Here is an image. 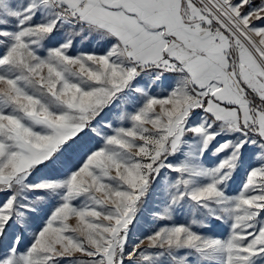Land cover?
<instances>
[{
	"label": "snow or ice",
	"instance_id": "snow-or-ice-1",
	"mask_svg": "<svg viewBox=\"0 0 264 264\" xmlns=\"http://www.w3.org/2000/svg\"><path fill=\"white\" fill-rule=\"evenodd\" d=\"M0 264H264V0H0Z\"/></svg>",
	"mask_w": 264,
	"mask_h": 264
}]
</instances>
